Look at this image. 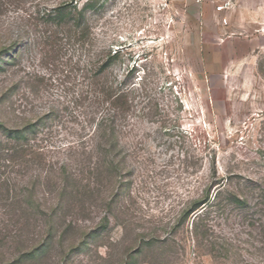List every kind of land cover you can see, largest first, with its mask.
<instances>
[{"label": "rangeland", "instance_id": "1", "mask_svg": "<svg viewBox=\"0 0 264 264\" xmlns=\"http://www.w3.org/2000/svg\"><path fill=\"white\" fill-rule=\"evenodd\" d=\"M87 1L94 5L77 26ZM232 3L222 14L210 0L5 5L1 41L21 39L23 50L0 70V115L22 122L55 111L34 141L43 161L25 178L42 174L45 211L58 203L54 184L64 171L94 190L71 197L72 226L62 237L58 227L40 264H118L141 238L157 243L139 264H264V0ZM60 5L68 19L49 20ZM102 65L101 82L127 101L114 117L117 177L97 175L96 159L80 155L95 144L97 124L115 114L91 83ZM219 190L203 212L187 214ZM232 194L245 204L230 202ZM5 210L0 201V263L16 252L11 238L2 240L16 229ZM106 216L99 240L80 246Z\"/></svg>", "mask_w": 264, "mask_h": 264}, {"label": "trees", "instance_id": "2", "mask_svg": "<svg viewBox=\"0 0 264 264\" xmlns=\"http://www.w3.org/2000/svg\"><path fill=\"white\" fill-rule=\"evenodd\" d=\"M8 4H14V0H0V12H3L5 5ZM93 5L90 1L84 3L79 10L77 19H75L77 26L85 20L87 8ZM69 15L70 12H66L65 8L60 5L56 7L54 14H47V17L49 20L62 23L68 19ZM2 36L0 35V70H5L21 54L23 48L20 45L21 39H16L6 45L1 41ZM104 68L105 65L98 68L92 76L91 83L95 88L96 101L100 105L105 101L109 102L115 114L113 118L104 117L97 124L92 134L95 144L92 145L90 151L87 152L85 149L86 151L84 150L80 155L81 158L96 159V162L101 165L94 170L97 175L107 173L117 177L122 172L121 163L123 161L114 117L118 111L127 106V101H123L118 88L113 84L107 85L101 82ZM54 115L55 111H50L35 119H26L22 122L11 121L12 119H9L7 115H0V201L6 209V213L9 212L6 215L10 223L16 226L14 232L10 231L9 235L1 238L2 240L11 238V241L16 245V252L12 253L11 261L4 260L0 264H40L57 243L58 227H63L62 237L70 225L72 226L71 222H66L68 210L72 207L71 197H85L94 191L89 184L80 186L73 183L75 178L72 180L71 175L64 171L60 180L54 184V188L56 187L58 190V203L49 211H45L41 208L37 197L38 188H42L43 185L42 174H32L30 178H25L38 163L41 164L43 161V154L37 149L34 141L41 132V127H45ZM220 192L221 190L217 191L213 196L206 195L196 202L192 211H186L187 214L197 209H202L203 212V208L215 201ZM99 194H101L100 191ZM230 202L245 204V201L237 198L235 194H232ZM104 204L107 208H111V200L104 201ZM44 226H46V236L43 238L41 237L43 235L41 228ZM108 226L109 217H103L95 230L96 233L93 231L87 233L80 246L88 247L99 240L101 233L97 234V231H105ZM156 243L157 241L153 238H141L119 258L118 264H139L141 255L151 252Z\"/></svg>", "mask_w": 264, "mask_h": 264}, {"label": "built area", "instance_id": "3", "mask_svg": "<svg viewBox=\"0 0 264 264\" xmlns=\"http://www.w3.org/2000/svg\"><path fill=\"white\" fill-rule=\"evenodd\" d=\"M202 1V0H198ZM212 3H215V11L217 14L225 13L233 7L232 0H210ZM223 23H228L227 18H222Z\"/></svg>", "mask_w": 264, "mask_h": 264}]
</instances>
